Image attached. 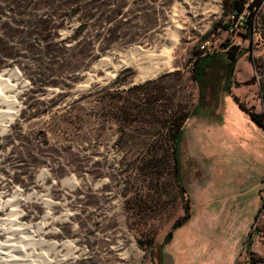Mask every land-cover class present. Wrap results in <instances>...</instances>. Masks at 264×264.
I'll list each match as a JSON object with an SVG mask.
<instances>
[{
    "label": "rangeland",
    "instance_id": "1",
    "mask_svg": "<svg viewBox=\"0 0 264 264\" xmlns=\"http://www.w3.org/2000/svg\"><path fill=\"white\" fill-rule=\"evenodd\" d=\"M243 1L255 39L229 34L230 0H0L15 101L0 114L17 111L0 118V244L29 264L244 262L264 196V0ZM224 44L245 50L228 85L220 68L194 83ZM186 113L182 194L168 121Z\"/></svg>",
    "mask_w": 264,
    "mask_h": 264
},
{
    "label": "trees",
    "instance_id": "2",
    "mask_svg": "<svg viewBox=\"0 0 264 264\" xmlns=\"http://www.w3.org/2000/svg\"><path fill=\"white\" fill-rule=\"evenodd\" d=\"M232 6L235 9V12L241 13L245 10V3L243 0H230ZM258 5V3L256 4ZM255 7L253 4L251 5ZM253 16V15H252ZM252 26V24L250 25ZM223 47L226 49L225 52L221 53H213V54H199L197 55L192 70V81L197 83L198 85H202L206 82L208 76L212 73L217 71L219 68L224 70L225 73V85H228L230 79L234 76V71L236 68L237 63L239 60L245 55V50L240 51L238 47L228 46V44H224ZM194 112V111H192ZM191 113L183 114L179 120L171 118L168 121L169 132H168V139L171 143L172 147V155L174 160V172L177 181L179 182L180 188L182 189V194L185 192V188L180 183V159H179V148L180 142L183 139V127L186 124L188 118L190 117ZM252 118L264 128V121L263 115L256 116L252 114ZM185 212L187 214V218L189 216V208H190V201L186 200L185 203ZM173 232H170L165 240L164 243H169L172 240ZM250 239L248 240L247 245L249 244ZM246 245V246H247ZM253 258L251 257V264H254Z\"/></svg>",
    "mask_w": 264,
    "mask_h": 264
},
{
    "label": "bare ground",
    "instance_id": "3",
    "mask_svg": "<svg viewBox=\"0 0 264 264\" xmlns=\"http://www.w3.org/2000/svg\"><path fill=\"white\" fill-rule=\"evenodd\" d=\"M137 50V49H136ZM145 53V52H144ZM1 82V79H0ZM2 84V83H1ZM5 87V86H4ZM4 93V92H3ZM0 102L2 103H7V105H10L12 108L13 105L15 104V101L13 98H7L5 97L2 92H0ZM17 111L12 110L9 113H1V117H5L9 122H12L15 117H16ZM3 120V119H2ZM67 184V183H66ZM19 226V225H18ZM24 227V226H23ZM15 229V228H14ZM17 229V228H16ZM15 229V230H16ZM11 230V229H10ZM22 230V229H21ZM18 231V230H17ZM24 232V233H23ZM22 233L24 234V243L30 245L32 238L29 237V234L27 233L26 228H24V231ZM10 233V232H9ZM13 234V232H12ZM13 236V235H12ZM23 240V239H22ZM21 240V241H22ZM17 242V241H16ZM19 242V241H18ZM17 245L15 244V241L10 237L5 244H0V249L3 251H6L7 253L4 255L2 252H0V264H29L32 262V258L34 257V254H27V249H18L16 247ZM18 249V251L16 250ZM22 248V247H20ZM20 250V251H19ZM2 253V254H1ZM38 257V255L36 256ZM37 261V260H36Z\"/></svg>",
    "mask_w": 264,
    "mask_h": 264
},
{
    "label": "built area",
    "instance_id": "4",
    "mask_svg": "<svg viewBox=\"0 0 264 264\" xmlns=\"http://www.w3.org/2000/svg\"><path fill=\"white\" fill-rule=\"evenodd\" d=\"M230 23H232L229 27V34H239L245 36L247 39H255L257 37V29H256V18L255 16L251 15L249 7H245V10L241 13L233 12L230 16ZM252 24V26H250ZM209 43H206V46ZM228 46H231L228 44ZM205 49V46L203 47ZM226 49L223 48L222 51H211L210 49H206L202 55L205 54H213L218 52H225ZM264 121V115H263ZM263 212H264V205H263ZM251 234L255 238V240L262 239L263 233L261 231L259 221H257L251 230Z\"/></svg>",
    "mask_w": 264,
    "mask_h": 264
},
{
    "label": "crops",
    "instance_id": "5",
    "mask_svg": "<svg viewBox=\"0 0 264 264\" xmlns=\"http://www.w3.org/2000/svg\"><path fill=\"white\" fill-rule=\"evenodd\" d=\"M219 111H220L219 108H217L213 115H211L208 112H205L206 114H202V119L211 120V119L215 118L219 114ZM261 196H263V195H261ZM263 205H264V196H263V201H262V204H261L262 207H260L261 211L259 213V220H258L259 223H260L261 231L263 233L262 239L255 240V238L253 237V235L250 232L248 237H247V240H246V241H248L250 239L249 247H248V257H247V259L244 262H241V263L240 262H236L235 264H251V256L253 254H254V256L256 258L264 261V212L262 210L263 209ZM179 244H180L179 241L175 239V241L173 240V242L168 246V248H172L173 247L174 250H175L174 254H177L176 249L179 246ZM243 253H244V251H243ZM165 263H166V260L160 257V264H165ZM233 263H234V260L232 259L231 262L228 263V264H233Z\"/></svg>",
    "mask_w": 264,
    "mask_h": 264
}]
</instances>
